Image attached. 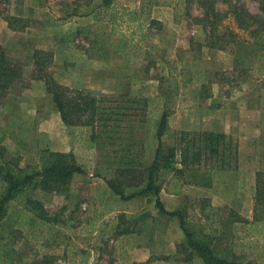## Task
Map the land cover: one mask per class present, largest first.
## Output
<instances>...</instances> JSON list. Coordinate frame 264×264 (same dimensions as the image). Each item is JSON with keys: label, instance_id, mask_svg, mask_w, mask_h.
Here are the masks:
<instances>
[{"label": "rangeland", "instance_id": "rangeland-1", "mask_svg": "<svg viewBox=\"0 0 264 264\" xmlns=\"http://www.w3.org/2000/svg\"><path fill=\"white\" fill-rule=\"evenodd\" d=\"M159 2L150 10L156 29L128 14L110 22L98 0L7 1L4 11L27 26L13 31L0 17V44L23 69L0 98V197L7 166L43 170L60 154L83 170L59 191L37 177L10 203L24 234L14 264L42 254L53 264H204L195 253L183 260L190 248L179 221L159 212L153 192L122 199L110 187L125 196L145 187L162 112V155L173 150V170L155 173L165 210H181L185 227L218 257L264 264V231L235 221L262 217L254 195L255 172L264 171V0ZM112 3L118 15L141 0ZM42 72L95 97L94 108L64 123ZM203 131L225 136L224 154L202 149L197 165L184 167L182 148L191 162ZM28 199L56 219L36 221L31 239Z\"/></svg>", "mask_w": 264, "mask_h": 264}, {"label": "trees", "instance_id": "trees-1", "mask_svg": "<svg viewBox=\"0 0 264 264\" xmlns=\"http://www.w3.org/2000/svg\"><path fill=\"white\" fill-rule=\"evenodd\" d=\"M8 0H0V17L6 21L7 26L13 31H22L27 25L25 20L10 15L4 11L5 6ZM161 2L159 0H141V3L137 10L130 11L122 9L120 14L117 15L115 11V6L112 3V0H98L97 7L107 9L109 12L108 20L110 22L115 21V17L122 18L123 15H131V21L146 23L150 28H161V23L152 18L150 15V10L152 6L159 5ZM163 5L169 3L162 2ZM264 10V8H263ZM206 10V16H207ZM264 47V45L262 44ZM42 54V51L36 50L33 53V59H37L39 55ZM39 61V60H36ZM38 73H41L40 71ZM43 73V72H42ZM23 78V69L17 63L12 62L8 56L5 47L0 44V98L5 97L11 87L16 83L21 81ZM40 78L44 79L45 85L48 92L51 94L52 100L59 112L61 120L66 123H72L70 119L76 116V119L84 115L87 111L94 108L96 98L84 94L80 90H68L67 88L61 86L55 82L48 75H40ZM167 122L166 112H162L158 121L156 129V138L158 139V144L155 149L154 158L149 165L146 175V184L142 190L131 193L127 196L123 195L115 187L110 184L113 192L120 196L122 199H130L135 196L146 195L150 192H153L155 195V206L158 208L159 212L167 215L169 217H176L179 221V227L182 230L186 246L183 250L188 252V256L184 257L183 260L189 259L194 253L202 260L204 264H255L251 260L243 262L239 259H226L218 257L210 245L202 240L197 239L192 232H190L185 227L184 215L181 210L176 211H167L165 210L159 196L160 186L155 184V173L159 168H164L166 170H173L170 159L173 156V150H170V153L167 156L162 155V143L161 136L165 130ZM225 136L221 133H214L210 131H203L197 135V138L193 140L192 145L196 148V152L191 153L193 160L188 162L189 159V148L184 146L181 150V161L184 167H188L190 164H196L199 161V157L202 153V149H205L209 155V158L213 155L217 156L219 154H224L225 152ZM202 143V146L199 144ZM207 155V156H208ZM190 156V158H191ZM206 156V157H207ZM2 169L0 168V171ZM180 172L181 170H176ZM24 172L23 170L12 168L7 166L5 168V173L3 179L6 182V187L4 192L0 197V264H14L17 259V250L15 248V243L24 236L20 227L15 226L18 223L19 217L9 214L8 208L10 203L18 196V194L24 191V188L27 185H30L34 179L37 177H42L40 184L45 190H56L59 191L60 185L67 183L74 174L83 173L82 168L77 165L75 162H68L65 157L60 154H55V157L52 162L49 163L43 170H37L33 172ZM191 173H198V169H192ZM254 204L255 206L260 207L262 211V217L255 216L251 222L244 218L238 217L235 221L244 222L248 224L249 229L256 228L259 231V235L263 236L264 231V171L255 172V195H254ZM25 210L32 212L31 216H28L27 219H24L23 222L28 224V232L25 234V237H33L35 223H49L53 224L56 222V219L49 218L44 212L42 206L37 202L28 199L25 204ZM202 213H205V207L202 206ZM211 214V213H210ZM212 215V214H211ZM215 232V230H214ZM249 238L251 235L248 236ZM187 247V248H186ZM262 257L259 258L261 260ZM55 260L54 256L50 255H37L35 256L30 264H53Z\"/></svg>", "mask_w": 264, "mask_h": 264}]
</instances>
